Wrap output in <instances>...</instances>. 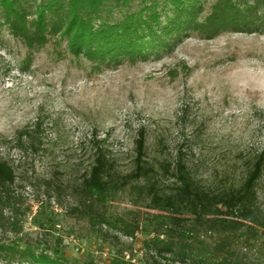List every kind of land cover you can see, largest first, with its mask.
<instances>
[{"label": "rangeland", "instance_id": "rangeland-1", "mask_svg": "<svg viewBox=\"0 0 264 264\" xmlns=\"http://www.w3.org/2000/svg\"><path fill=\"white\" fill-rule=\"evenodd\" d=\"M215 1H205L201 19ZM93 66L70 55L66 41L29 51L0 20V157L19 174L17 197L0 207L9 222L0 237L6 246L45 252L64 264H149L145 244L156 239L153 224L143 220L135 238L117 243L105 232L119 233L68 213L82 200L73 190L92 163L91 138L104 141L117 174L133 169L134 142L144 127L150 158L173 159L181 149L204 184H238L264 149V32L213 38L194 32L159 58ZM38 117L43 147L23 154L9 142ZM175 181L164 178L161 185L166 190ZM58 186L66 192H47ZM258 192L264 209V178ZM131 200L123 190L104 203L110 214H159ZM0 264L22 263L0 258Z\"/></svg>", "mask_w": 264, "mask_h": 264}, {"label": "trees", "instance_id": "trees-1", "mask_svg": "<svg viewBox=\"0 0 264 264\" xmlns=\"http://www.w3.org/2000/svg\"><path fill=\"white\" fill-rule=\"evenodd\" d=\"M205 1L0 0V20L29 51L48 44L60 48L66 41L70 55L76 60L85 57L96 70L105 64L159 58L194 32L204 38L225 31L264 32V0H216L201 19ZM42 134L38 117L9 143L23 154L38 153ZM96 137L91 138L89 170L74 186V195L82 200L69 208L71 217L101 230L109 227L119 234L106 231L105 236L117 243L121 236L135 238L143 220L153 224L156 239L145 244L151 253L149 264H264V209L258 192L264 178V149L251 157L238 184L215 189L198 179L181 149L173 159L150 158L144 127L137 131L134 166L127 174L114 171L104 141ZM161 143L157 141L158 146ZM164 178L176 181L165 190ZM18 179L14 165L0 157V207L17 197ZM123 190L134 206L159 214L138 209L110 214L104 202L111 199V192ZM47 192L66 191L58 186ZM7 223L0 212V227ZM3 242L0 237V258L10 263L18 259L22 264H64L45 252Z\"/></svg>", "mask_w": 264, "mask_h": 264}]
</instances>
